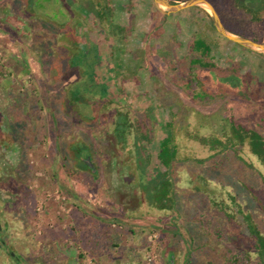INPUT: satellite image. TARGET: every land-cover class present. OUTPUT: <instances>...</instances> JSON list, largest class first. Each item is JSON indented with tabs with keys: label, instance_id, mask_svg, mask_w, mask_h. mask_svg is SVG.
Listing matches in <instances>:
<instances>
[{
	"label": "rangeland",
	"instance_id": "obj_1",
	"mask_svg": "<svg viewBox=\"0 0 264 264\" xmlns=\"http://www.w3.org/2000/svg\"><path fill=\"white\" fill-rule=\"evenodd\" d=\"M47 1L36 0L32 7L26 6V0H0V243L3 240L6 245L0 250V264L226 263L239 248L235 244L246 239L212 198L230 202L229 194L235 195L264 231V183L255 158L245 154L255 164L252 168L233 156L213 173L207 169L213 160L180 162L174 174L178 210L173 212L152 207L135 187L123 184L118 172L125 170L128 178V168L111 163L106 148L115 144L117 107L130 109L134 118L147 122L146 109L152 105L158 121L175 118L180 157L208 154L190 140L184 127L187 122L190 129L208 133L222 126V116H231L264 134V89L248 79L251 75L264 79L262 54L238 47L208 28V20L193 7L165 15L153 0H69L88 10L108 2L114 26L130 28V34L120 40L124 33L108 34L88 19V15L94 19L91 10L84 12V19L67 2L71 20L64 29L70 31L63 33V27L49 18L57 20L63 11L50 7L49 13ZM77 20L87 28L82 40L96 39L99 45L98 51L93 46L86 55L89 62L81 67L97 65V81L108 87L109 95L87 91L94 104L90 108L74 105L70 110L66 99L80 68L66 75L61 65L62 57H70L75 37L81 39ZM224 21L236 28L234 22ZM54 27L58 31L51 36ZM253 27L261 32L264 22ZM202 32L218 39L213 56L220 67L238 62L243 65L241 75L248 76L232 90L226 81L199 67L198 77L206 89L222 94L208 104L194 102L180 87L189 65V43ZM81 89L86 92L85 87ZM156 128L161 139L165 133L158 124ZM78 140L93 143L91 162L98 170L78 166V176L70 178L66 170L77 166L70 143ZM199 173L210 179L212 192L195 190ZM128 188L131 195L124 191ZM252 264H256L255 254Z\"/></svg>",
	"mask_w": 264,
	"mask_h": 264
},
{
	"label": "trees",
	"instance_id": "obj_2",
	"mask_svg": "<svg viewBox=\"0 0 264 264\" xmlns=\"http://www.w3.org/2000/svg\"><path fill=\"white\" fill-rule=\"evenodd\" d=\"M171 1L176 2L182 0ZM209 1L215 6L224 24V19L236 24L235 29L225 24L229 30L259 42L264 41V28L261 32H257L253 29V26L257 23L264 22V0H217L218 4H214L212 0ZM31 2L32 0H29L30 6ZM100 4L101 3H98L97 6H92V9H89V11L91 10L97 20H99L101 28L108 34L117 33L120 35V33H124L125 35L121 37L120 40L126 38L130 34V28L123 25L114 26L112 22L113 10L109 3L105 2V4L101 6ZM193 9L203 14L202 19L208 20V28L218 33L220 36H223L216 30L210 14L205 9L199 7H193ZM240 12L242 14H240ZM242 31H247L253 36H249ZM227 40L230 41L229 39ZM234 44L248 50L237 43ZM218 46V39L206 32L195 34L189 43V65L183 70V77H185V79L184 84H180V87L183 88L196 103H212L222 96L221 93H211L206 89L204 81L198 77L197 69L199 67L208 69L217 79L226 81L229 84V88L231 87L232 90L233 86L237 84L238 86L242 85L245 78H248L247 75L243 77L240 73L243 69L241 63L232 62L230 67L226 68L219 66L213 56ZM262 56L264 57V55ZM72 65L69 57H62L61 66L63 69L71 68ZM64 73H66L65 70ZM251 76L252 77L248 78L249 81L256 84L261 90L264 89V79L258 78L256 75ZM71 85L73 90L70 92L68 99H66L67 107L70 110H73L71 107H74V105H85L90 108L89 106L94 104L90 102L91 100H88L89 98L86 95L88 93L87 91L90 89L92 92L94 90L100 91L102 96L109 95L108 87L106 86L88 85L83 82H75ZM81 87H85L86 92H84ZM116 102L121 105L123 104V100L116 99ZM146 113L147 115L149 114L150 122H147L146 118H134L131 115L130 109H120V107H117L116 115L113 119L112 131L115 144L110 147L108 146V149L105 148L106 150H110L108 155L111 156V163L114 165L121 164L122 168H128V174H130V176H127L128 178L124 175L126 173L125 170H120L118 172L119 179L123 181L122 183H125L129 188L135 187V192H137L142 199L145 198L152 207L173 212L178 210L179 189L174 174L180 162L193 160L200 164H205L208 160H213V164L207 168L210 173H213L223 168L226 159L231 160L234 156L242 160L248 167L254 168L255 164L245 158L246 154L248 157L255 158L262 167L261 177L264 183V134L258 129L252 128L245 123L238 122L231 116H222V126L218 130H213L208 133H201L198 130L195 131L190 129L191 123L187 122V124L183 126L188 127L186 132L190 140L199 143L208 154L203 157H197L195 155L180 157V148L177 142L176 131L178 121H176L175 118L164 123L158 121L154 113L153 105L147 107ZM157 124L165 133V136L161 139L157 137ZM92 144L93 143H85L82 140L70 143L69 149L72 152V158L75 163L77 162V166L66 170L70 178L78 176L80 171L79 167L83 169L89 167V163L82 160V157H84L85 154L89 155V159L92 161V155L94 154ZM155 144L156 148L154 149L153 147H155ZM78 162L80 164H78ZM90 167L92 168V166ZM93 167L98 170L96 165H93ZM96 171L93 170V172ZM195 176H197L195 190H204L205 192L213 191L209 186L210 179L207 176L203 173H199ZM129 188L124 191L126 194L131 195ZM119 190L121 192L123 191L121 189ZM229 197L230 202L223 197H214L212 198L213 205L219 208L218 210L226 216L230 224L237 227V231H241L239 233L241 236H243V234L245 235L243 237H245L246 242L239 246L236 243V247H239L237 252L228 258L226 263L222 264H252L253 254H255L256 264H264L263 229L254 221L250 212L244 211L235 195L230 193ZM261 203L264 210V200L261 201ZM242 227L246 229L247 234L244 233ZM1 232L2 224L0 223V233ZM241 236L239 239H242ZM1 248H6L3 240H1L0 243V250ZM205 264L218 263L215 260H209Z\"/></svg>",
	"mask_w": 264,
	"mask_h": 264
},
{
	"label": "flooded vegetation",
	"instance_id": "obj_3",
	"mask_svg": "<svg viewBox=\"0 0 264 264\" xmlns=\"http://www.w3.org/2000/svg\"><path fill=\"white\" fill-rule=\"evenodd\" d=\"M27 4L26 6H30L29 4V0H26ZM35 2L36 0H32L31 2V6L32 7H35ZM49 3V10H46V11H49V13L51 12V8L55 10L56 7H60L63 11V17H58L57 20L50 18V20L53 22V24L57 23V27H63L62 29H60V31H62L63 33H69L70 30H67V29H64V28H67L66 26L69 25V22L71 20V14L70 12H68L67 9H65V5H66V2L68 4H71L74 6V9L76 11H78L79 14L81 15H84V12L89 14L90 11L86 8V7H82L80 2L77 4L75 1H69V0H57V3L54 2V0H50V1H47ZM51 2L53 4H51ZM98 4V3H97ZM46 9V7H45ZM48 9V8H47ZM68 16V18H66ZM88 19H90L91 22H95L96 24H100L99 23V20H97V18L95 16H93L94 19H92V17L90 15L87 16ZM86 18V16L84 15V19ZM77 26L76 28L78 27V31L76 30V33L79 34V36L81 37V39L78 41L75 37V39L73 40L75 43V45L73 46L74 49L72 50V52H69L71 55L69 57V59H71V62H72V66L71 68H66L64 69L66 71V75H70L72 73L73 70L77 69V68H80L79 69V72L77 73L78 74V81H75V82H83V83H87L88 85H96V82L99 81V78L96 76L95 73H97V70H96V66L93 65V63L90 64L89 68H83L81 67L82 65H85L89 62V60H87L86 58V55L88 56L89 53H92V51L94 50V45H95V51H98L99 49V45H98V42L96 39H91V43H88V40L85 41L82 40L83 37H86V31H87V28L86 27H82V25H84V22H82L81 20H77ZM56 27V26H55ZM52 29L50 30V35H55L56 34V30L57 28L55 29ZM101 27V25H100ZM58 31V30H57ZM79 56V57H77ZM95 58H97L99 55L98 54H94ZM90 57V56H89ZM76 59V60H73ZM79 59V61L77 60ZM84 60L86 61V63L84 62ZM91 61V60H90ZM97 63V62H96ZM95 80V81H94ZM98 80V81H97ZM101 83L98 82V85H100ZM97 86V85H96ZM97 91V90H95ZM89 92H92V90L90 89ZM100 92V91H99ZM82 160H84L85 162H88L89 164V167H87V170L89 171H93L95 170L92 162L90 161L89 159V155H84V157H82ZM92 166V168L90 167Z\"/></svg>",
	"mask_w": 264,
	"mask_h": 264
},
{
	"label": "water",
	"instance_id": "obj_4",
	"mask_svg": "<svg viewBox=\"0 0 264 264\" xmlns=\"http://www.w3.org/2000/svg\"><path fill=\"white\" fill-rule=\"evenodd\" d=\"M158 10L165 15L178 13L184 9L199 7L205 9L211 16L216 30L230 41L237 43L251 51L264 55V41L259 42L250 37L237 34L229 30L223 23L220 14L209 0H182L172 2L171 0H153ZM97 169H95L96 171Z\"/></svg>",
	"mask_w": 264,
	"mask_h": 264
}]
</instances>
